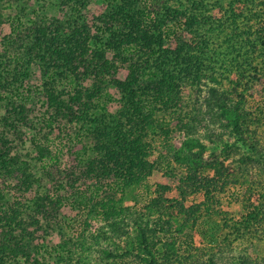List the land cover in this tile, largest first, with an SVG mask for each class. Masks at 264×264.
Returning <instances> with one entry per match:
<instances>
[{
    "label": "trees",
    "instance_id": "16d2710c",
    "mask_svg": "<svg viewBox=\"0 0 264 264\" xmlns=\"http://www.w3.org/2000/svg\"><path fill=\"white\" fill-rule=\"evenodd\" d=\"M12 1L17 0H0V25L12 24L0 42V99L8 106L0 117V264H44L39 241L60 229L66 200L76 196L85 218L98 221L93 229L87 223L79 232L78 238L89 245L81 246L77 264H262V258L245 250L233 252L236 243L264 238V111L251 121L244 95L252 82L264 79V66L254 58L264 51V0L258 1L262 12L253 15L259 18L257 27L245 15L244 36L237 35L241 39L215 44L211 29L205 30L204 21L192 13L185 18L191 42L179 39L173 49L162 47L160 32L155 38L149 31L145 21L150 13L137 0H108L97 17L103 23L97 26L101 34L78 24L73 10L24 24L15 13L2 15L13 8ZM168 1L150 2L155 15L214 6L203 0H172L179 4L171 7ZM189 1L192 6L182 7ZM74 2L86 5V0H60L67 9ZM122 63L129 70L123 80L116 77ZM34 66L49 112L41 127L78 125L71 144L63 142L55 153L32 140L39 160L49 156L40 174L21 159L14 141H24L22 127L34 126L29 89L24 92L17 80L29 78ZM64 82L72 89L60 87ZM109 85L118 89V99ZM184 86L191 90L192 102L184 99ZM111 102L119 104L114 112L107 109ZM201 126L204 133L198 135ZM176 134H181L179 142ZM210 144L227 151L228 165L224 158L205 156ZM83 151H90V157ZM251 162L261 171L259 178L246 181L244 213L231 215L210 200L187 203L189 195L210 186L223 192L246 176ZM156 172L169 181H156L152 196L140 206L124 205L126 190L143 185ZM7 178L16 181L17 197L3 193ZM175 189L177 195H172ZM212 214L220 218L218 240L205 244L198 239V225ZM91 247L96 258L89 256Z\"/></svg>",
    "mask_w": 264,
    "mask_h": 264
},
{
    "label": "rangeland",
    "instance_id": "374dc122",
    "mask_svg": "<svg viewBox=\"0 0 264 264\" xmlns=\"http://www.w3.org/2000/svg\"><path fill=\"white\" fill-rule=\"evenodd\" d=\"M107 1L108 0H86V5H82L79 2H74L75 4H68L69 9H67V4L60 3V0H17L14 2L12 1L13 8L5 9V11L3 10L2 15L6 16V14L10 13L11 15V13H15V17L17 16V20L24 24H27L34 19H40V16H43V18H49L51 16L60 17L61 15L66 13V10H73L74 16L78 19V24L86 23L87 25H89L90 32L92 34H101L102 30L97 26L103 23L97 17L99 16V13L104 10ZM203 1H208L210 5L209 7H211L212 3L214 2V6L211 7V10H206L205 6H201L199 4L196 8L199 10L195 11L188 9L186 14L184 15H174V13L171 12L169 16L155 15L154 10L151 9L152 3L150 4V2H152V0H137V4L139 8H141L144 12L150 13L149 16L146 17L145 24L149 31L154 33L155 38H157V33H161V45L166 49H173L179 42V39L191 42L192 32H189V30H187L190 28L186 25L187 22L185 18L192 13H194V15L196 13V19H198L199 21H204L205 30V27H209L211 29L213 37L212 41L215 42V44H218L222 43L224 40L233 42L234 40H232L231 38L241 39V37H238L237 35L242 33L243 25H247L245 15H247L248 18H253L251 19L252 23H254V27H257V19L259 18L253 15L262 12L258 2L259 0H217L218 2H216L215 0ZM168 4L171 7H177L179 3L169 0L167 2V5ZM182 4L184 5L182 7L187 8L192 6L193 3L189 1L183 2ZM233 9L236 10V13L230 14L229 10L231 11ZM262 16L264 17V15ZM162 17L165 18H163L162 20ZM262 24H264V22H262ZM0 26V42L4 43V40H6L8 37L12 24L11 26H9V24H2ZM208 32H210V30H208ZM104 34L107 35L105 31ZM261 34H263L264 38V28L261 30ZM241 36H244L243 33ZM176 37L178 40H176ZM254 37H256V34L254 35ZM153 43L155 44L157 42L153 41ZM129 52L134 53L135 51L129 49ZM139 54H141L140 51L136 53V55ZM259 54L261 56H255L254 54V58L259 62L260 65L264 66V60L262 61V59L264 58L262 57L264 56V51L262 52V54ZM106 55L111 59L113 57V50L109 48L106 51ZM4 67L6 66L4 65ZM35 69V66L30 68L31 71L28 69V72H30L29 78L28 76H25L23 79H20V77V80L17 79L18 83H22L21 85L22 88H24V92L29 89V91H27V93H29L27 106L34 109V114L31 115V120L33 121L34 126L21 128L22 132L25 133L23 142H20L18 138L16 139L14 135L9 134V137L11 138V140L15 138L14 141L17 143L15 147L17 151L15 149L13 150L21 153V159L26 160L31 165V170L40 174L39 167L43 161L49 158V156L44 158L43 161L39 160L38 147L32 142V140H36L37 143H39L41 146H47L51 153H55L63 146V142L64 144L66 143L65 146H67L68 143L71 144L72 138H74L73 135L75 134L77 129L75 126L78 127V125L75 123H56L57 125H54L53 127H41L40 121H42V117L45 118L49 114V112L48 110H46V104H44L42 101V82L37 72H35ZM128 71L129 70L127 69L126 65L122 63V65H119V69L116 72V77L123 80L126 78ZM21 72H19V74ZM63 84L64 85L60 86L63 89L71 88L68 82H64ZM108 90L116 99L120 97L119 91L114 85H109ZM182 95L184 96V99L186 101L192 102L193 94L191 93V90L188 86L182 87ZM244 95L247 98V101H245L246 106L252 110L253 117H251V121L254 122V115H262V111H264V79L261 83L252 82L250 86L247 87V91ZM5 103H7V101L0 99V117L4 114V112L7 111L8 106H6L7 104ZM118 107L119 104L116 102H111L107 105V109L110 112H114L116 109H118ZM202 107L204 109L205 105L203 104ZM203 123H205V121H203ZM261 123H264V116L261 119ZM211 126L217 129V131H221V128H219L217 125ZM64 127H66L67 129ZM203 130V126L199 127L198 135L199 133H204ZM2 132L3 131L0 129V133ZM260 132L264 137V126L263 128H261ZM179 135L181 134H176L175 136V140L177 142L180 141ZM62 148H64V146ZM82 153L84 157H90V151H83ZM204 154L210 160L214 159L215 157H217L218 160L224 158L226 159L224 163H227L228 165L227 161L229 160H227L228 157L226 156L227 151H225L223 148H214L212 144H210L204 151ZM230 168L231 166L229 167V169ZM259 169L260 168L257 162H251V167L246 176H240L239 180H236V182L233 184H229L223 192L209 189L211 188L210 186L207 188V191L202 189V191L200 190L192 195H189L187 203L191 204L200 202L202 200H210L211 206H219L231 215H236L242 212L244 213L245 207L242 206L241 199L246 186V181L249 182L259 178L258 174L261 171ZM156 181L168 182L169 178H167V176L163 175L160 172L154 173L145 180L143 185H135L128 188L126 190V197L123 204L130 207H138L143 204L150 196H152L154 183ZM3 182L4 181L0 180V187ZM3 185V193L8 197L18 196L15 180L7 178L5 180V184ZM175 194L177 195L176 189L172 192V195ZM208 194L213 197L206 199ZM22 195L28 197L30 194L23 193ZM80 202L81 201L78 196L73 198L70 197L68 200H66V207L62 209L63 211L60 217V229L55 230L51 235L45 236L43 240L39 241L40 252L41 255H43V258L41 259L44 260V264H68L69 262H71L72 264H77L76 260L78 259V253L82 251L81 246L86 249L87 245H89L86 241H81L80 238H78L80 237L79 232L83 226H86L87 223H89L88 227H91V229H93L95 225H97L98 221H94L89 217L88 219L85 218V212L79 211ZM212 215L214 216V218L203 217L200 221V224L198 225V239H201L205 244L216 243L218 240V234L221 225L220 218L215 216L214 214ZM84 219H86V222L84 221ZM243 250H245L250 256H258V258H262V264H264V238H252L250 240L248 239L245 242L236 243L234 250L235 252L233 253L243 252ZM89 251V256L94 258L97 257L96 250L91 247ZM21 261L22 260H20V262ZM83 263L84 262H82V264Z\"/></svg>",
    "mask_w": 264,
    "mask_h": 264
}]
</instances>
